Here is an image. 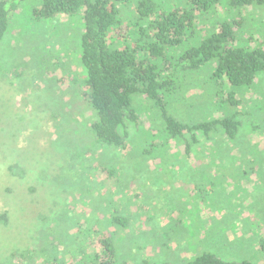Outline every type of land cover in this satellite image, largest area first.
<instances>
[{"label": "rangeland", "instance_id": "1", "mask_svg": "<svg viewBox=\"0 0 264 264\" xmlns=\"http://www.w3.org/2000/svg\"><path fill=\"white\" fill-rule=\"evenodd\" d=\"M39 6L27 0L0 44V264L81 260L90 229L107 227L115 210L132 213L130 227L118 236L120 262L185 264L204 247L229 262L264 264L252 253L264 237V132H258L264 131V75L244 93L239 113L241 140L253 145L256 137L261 140L255 170V157L236 152V159L222 160L224 167L198 180L179 172L175 161L141 157L149 126L161 124L156 110L147 113L139 100L144 126L129 124L138 153L133 146L124 152L97 150L90 141L85 149L81 131L91 118L77 99L83 80L76 51L80 29L68 18L35 21L32 10ZM248 29L264 42V18L249 21ZM202 90L189 89L186 98L194 105L189 112L201 110ZM188 99L170 103L186 108ZM88 159L91 167L118 162L121 169L108 179L100 168L85 169ZM244 171L247 176L240 175ZM232 176L239 184H230ZM202 177L212 187L204 182L198 190L190 183ZM232 193L237 202L230 205L224 199ZM202 200L207 207L197 203ZM229 208L234 212H225ZM201 224L205 232L196 230ZM87 226L89 232L80 235L79 228ZM89 257L88 264L94 260Z\"/></svg>", "mask_w": 264, "mask_h": 264}, {"label": "trees", "instance_id": "2", "mask_svg": "<svg viewBox=\"0 0 264 264\" xmlns=\"http://www.w3.org/2000/svg\"><path fill=\"white\" fill-rule=\"evenodd\" d=\"M26 1L0 0V44ZM33 1L40 5L32 10L35 21L68 18L80 29L76 51L83 80L77 99L83 109L90 111L91 118L85 131H81L85 149L90 141L97 150L103 147L124 152L133 146L138 153L129 124L143 123L137 106L139 100L146 105L147 113L156 110L161 124L155 127L158 130L152 124L149 126L141 157L175 161L172 166H179V172L191 173L198 180L199 174H212L215 168L224 167L226 161L222 160L236 159V152L245 158L255 157L252 163L255 170L261 140L256 137L254 145L241 140L243 124L239 113L244 93L264 75V42L258 33L248 29L249 21L263 20L264 0ZM193 87L203 89V106L200 111L189 112L194 105H189L186 96ZM172 98L188 99L189 107L174 109ZM192 100L198 101L197 97ZM218 112L223 116H215ZM253 126L255 130L258 127ZM157 139L159 143L155 144ZM99 168L91 167L89 159L86 161L85 169ZM100 169L99 174L110 179L115 178L121 166L114 162ZM240 175L247 176L245 171ZM236 177L232 176L231 185L239 184ZM201 180L190 183L198 190L204 182L212 187L207 179ZM200 195L201 192L194 196ZM236 198L232 193L224 202L231 205L237 202ZM200 202L208 206L203 200L197 203ZM118 211L110 216L109 227L93 225L89 238L84 239L88 243L80 250L84 257L72 264L87 263L89 256L94 258L90 264H131L128 260L120 262L117 241L130 227L132 213L125 216ZM225 212L234 210L229 208ZM196 230L205 232L202 224ZM79 232L84 235L89 226L79 228ZM194 252L185 264H254L250 260L226 261L204 247ZM252 253L264 258V237L252 245ZM49 264L67 263L54 259ZM143 264L173 263L143 261Z\"/></svg>", "mask_w": 264, "mask_h": 264}]
</instances>
